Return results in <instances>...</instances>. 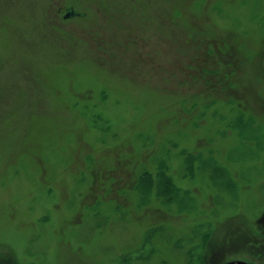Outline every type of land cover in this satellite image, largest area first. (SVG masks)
Returning a JSON list of instances; mask_svg holds the SVG:
<instances>
[{"label": "rangeland", "instance_id": "obj_1", "mask_svg": "<svg viewBox=\"0 0 264 264\" xmlns=\"http://www.w3.org/2000/svg\"><path fill=\"white\" fill-rule=\"evenodd\" d=\"M262 213L264 0H0V264L225 262Z\"/></svg>", "mask_w": 264, "mask_h": 264}, {"label": "flooded vegetation", "instance_id": "obj_2", "mask_svg": "<svg viewBox=\"0 0 264 264\" xmlns=\"http://www.w3.org/2000/svg\"><path fill=\"white\" fill-rule=\"evenodd\" d=\"M73 9L75 10V8ZM255 216L256 215H254L253 217ZM260 216H262L260 218V222L264 223V213H262ZM261 219L263 221H261ZM249 221L250 219H246V222H249ZM258 224L259 223H257V225ZM251 227L252 225L249 227V229H251ZM253 227H254V224H253ZM262 229H263L261 231L262 237L257 238V239H254L253 236L251 235L248 236L250 232L248 231L247 228L245 229V231H242V234H241L242 236L240 235V238L245 240V246L244 248L233 247L231 249L230 255L228 254V257L224 259L227 261L222 262L220 253L204 252V254H202L201 256V259L203 261L202 264H264V227ZM209 257H210V262L209 263L205 262L206 259L209 260Z\"/></svg>", "mask_w": 264, "mask_h": 264}, {"label": "water", "instance_id": "obj_3", "mask_svg": "<svg viewBox=\"0 0 264 264\" xmlns=\"http://www.w3.org/2000/svg\"><path fill=\"white\" fill-rule=\"evenodd\" d=\"M83 14L75 11L72 7L71 8H68L66 11H65V14L63 16V19L64 20H69V19H73V18H77V17H82Z\"/></svg>", "mask_w": 264, "mask_h": 264}, {"label": "trees", "instance_id": "obj_4", "mask_svg": "<svg viewBox=\"0 0 264 264\" xmlns=\"http://www.w3.org/2000/svg\"><path fill=\"white\" fill-rule=\"evenodd\" d=\"M82 14V13H81ZM85 17V14H83V16L82 17H77V18H84ZM73 19H75V18H73Z\"/></svg>", "mask_w": 264, "mask_h": 264}]
</instances>
